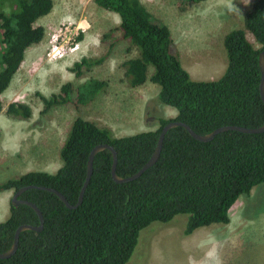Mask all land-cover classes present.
Segmentation results:
<instances>
[{
    "label": "trees",
    "instance_id": "obj_1",
    "mask_svg": "<svg viewBox=\"0 0 264 264\" xmlns=\"http://www.w3.org/2000/svg\"><path fill=\"white\" fill-rule=\"evenodd\" d=\"M93 1L118 14L122 38L138 50V56L125 64L131 86L148 80L156 83V99L174 108L176 116L158 117L155 130L116 136L110 128L76 115L59 150L60 167L55 172L32 170L5 178L0 181V193H14L29 185L50 187L73 205L86 178L89 153L97 144L114 147L116 173L126 177L149 159L168 121H183L199 134L223 125L258 127L264 123L258 62L264 47V0H252L243 17L244 30L255 44L240 28L225 35L227 65L216 80L191 77L169 27L156 22L141 0ZM52 8L53 0H0V96L22 65L26 49L43 39L44 28L35 22ZM100 61L82 56L72 69L79 76L84 67ZM103 85L97 79L79 85L65 82L57 93L40 94L42 112L65 104L79 110ZM31 113L29 105L19 101L6 108V114L16 119L27 120ZM111 165L110 150L95 155L83 200L75 208L67 207L49 190L34 187L22 192L19 199L40 209L43 228L22 231L16 251L0 259V264H126L141 230L153 222L169 224L185 215L184 235L213 223H228L237 199L264 183V131L228 130L200 141L178 126L167 131L157 161L139 177L115 182ZM24 223L38 225L37 213L27 204L10 203L8 217L0 221V252L10 247L16 228Z\"/></svg>",
    "mask_w": 264,
    "mask_h": 264
},
{
    "label": "rangeland",
    "instance_id": "obj_2",
    "mask_svg": "<svg viewBox=\"0 0 264 264\" xmlns=\"http://www.w3.org/2000/svg\"><path fill=\"white\" fill-rule=\"evenodd\" d=\"M141 1L156 22L169 27L178 46L210 54L199 59L195 80H216L223 74L224 37L232 29H245L244 13L252 3L228 0L236 10L225 11L221 5L219 12L191 14L189 0ZM119 23L117 13L93 0H53L52 10L35 22L44 28V37L26 49L22 65L0 96V181L32 170L55 172L61 165L60 147L76 115L110 128L116 136L155 130L158 117L176 116L174 108L156 99V83L148 80L131 86L125 64L138 56V50L122 38ZM199 23L200 27L194 25ZM82 56L101 61L76 76L73 64ZM90 79L104 85L79 110L65 104L42 112L40 94L50 96L65 82L79 85ZM13 101L29 105L31 117L8 116L6 108ZM12 195L13 190L0 193V221L9 215ZM185 220V215H178L169 224L153 222L141 230L126 264H264V183L237 199L226 224L213 223L184 235Z\"/></svg>",
    "mask_w": 264,
    "mask_h": 264
},
{
    "label": "water",
    "instance_id": "obj_3",
    "mask_svg": "<svg viewBox=\"0 0 264 264\" xmlns=\"http://www.w3.org/2000/svg\"><path fill=\"white\" fill-rule=\"evenodd\" d=\"M258 62H259V67H260V72H261L260 82H259V90H260L261 99L264 103V47L259 52ZM178 126L185 128L193 138L200 140V141H209L217 133L228 131V130H235V131L246 132V133H260V132L264 131V123H263L262 125H260L258 127H245V126H239V125H223V126H219V127L215 128L211 132H208L205 134H199V133H196L185 122L179 121V120H171V121H168L166 124H164L163 127L161 128L159 135H158V139H157L155 148H154V151L151 154V156L149 157V159L135 173H133L129 176H126V177H121L116 173L117 153H116L114 147L108 143L97 144L91 149V151L89 153L88 161H87L86 178H85V181L81 187V190L79 192V195H78V198H77V201L75 204H73V205L69 204L67 202V200L65 199V197L63 196V194H61L56 189L50 188V187L29 185V186H23V187L17 189L13 193L10 203L13 206H18L19 204L22 203V204H27L30 207H32L39 217V223H38V225H31V224H26V223L19 225L14 232L13 241H12L10 247L5 251L0 252V259L7 258V257L11 256L16 251L18 241H19V235L22 231H25V230L40 231L43 228V221H44L43 215H42L40 209L37 207V205L31 201L18 198V196L22 192H24L26 189L36 187V188H41V189L52 191L58 195V197L64 202V204L67 207L75 208L78 205H80L82 200H83V195H84L85 189L89 183V180H90V177L92 174L93 159L98 152L106 150V149L110 150L112 153V165H111V177H112V179L118 183L128 182V181H131V180L139 177L147 168L152 166L157 161L159 154H160V151H161V147H162V143H163V139H164L165 134L167 133V131L169 129L174 128V127H178Z\"/></svg>",
    "mask_w": 264,
    "mask_h": 264
},
{
    "label": "crops",
    "instance_id": "obj_4",
    "mask_svg": "<svg viewBox=\"0 0 264 264\" xmlns=\"http://www.w3.org/2000/svg\"><path fill=\"white\" fill-rule=\"evenodd\" d=\"M223 5L226 10H236V6L231 3L228 2V0H204V1H200V2H193V5H189V13H193L195 14V12L197 11H202L203 13L206 14L207 11H209V9H211V11H216L219 12V10L221 9L220 6ZM250 8V7H249ZM248 8V9H249ZM246 12V11H245ZM218 15H221L219 13H217ZM195 18L189 19L188 20V25L191 26V23H194ZM219 20H221V18H219ZM202 23L199 24H194L196 27H200ZM203 27V25H202ZM175 45L176 41H175ZM178 53H179V58L180 61L183 65V67L189 72V74L191 75V77L194 79H197L199 77V75H197V65L199 64L200 60L199 59H203V58H207L206 56L210 54H206V53H199V52H194L191 47L190 48H185V47H181V46H176Z\"/></svg>",
    "mask_w": 264,
    "mask_h": 264
}]
</instances>
